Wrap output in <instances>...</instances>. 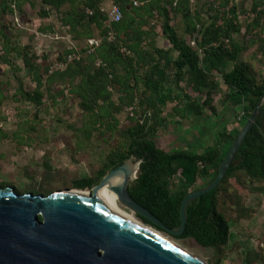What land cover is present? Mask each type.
Wrapping results in <instances>:
<instances>
[{
	"label": "trees",
	"instance_id": "1",
	"mask_svg": "<svg viewBox=\"0 0 264 264\" xmlns=\"http://www.w3.org/2000/svg\"><path fill=\"white\" fill-rule=\"evenodd\" d=\"M116 1L121 4L123 17L119 22L108 24V14L100 10V0H0L3 40L0 62L9 65L17 75L16 95L36 106L33 120H39L46 96L57 103L67 91L81 108L84 122L80 130L84 137L88 141L96 138L108 143L109 150L102 165L92 174L76 178L73 188L92 190L112 169L128 159L142 160L137 178L129 186L130 194L167 226L178 228L185 196L216 178L227 154L225 146L232 145L241 129L228 132L227 120L223 118L226 124L210 146L205 147L207 139H196L192 147L160 148L157 138L161 129L168 127L160 96L165 95L171 84L161 69L162 62L167 61L173 51L177 52L171 80L177 90L174 95L164 97L177 103L174 112L182 120L189 115L202 117L207 107L218 115L212 105V94L218 87L219 75L227 87L225 100L241 106L247 122L264 96V75L253 63L238 61L248 46L236 38L244 26L235 0H205L207 16L197 9L202 0H138L139 6L134 5V0ZM13 5L22 14L28 7L39 6L41 17L48 18L54 11L59 15L61 25L77 43L60 55L64 68L52 69L47 57L40 56L31 44L16 41L7 21L16 11ZM252 11L254 17L246 26L245 35L252 44L262 43L264 0H253ZM158 26L172 48L157 46ZM40 31L56 33L54 26H42ZM110 32L114 33L113 40L108 38ZM90 39H99V45L90 46ZM262 49L264 54V44ZM72 54L77 57L68 61ZM17 58L28 70L34 89L27 90L18 76ZM262 61L264 65V55ZM183 81L198 88L206 85L205 100L194 99L187 88L181 87ZM184 99L190 103L181 105ZM136 105L140 113L134 112L128 116L129 122L123 124L119 115ZM30 128L36 129L33 125ZM5 137L19 143L24 139L20 131L9 135L0 129V138ZM46 165L51 168L49 163ZM199 181H202L201 186L194 188ZM234 185L239 187L236 191ZM246 192H264V111L246 136L224 179L214 190L191 202L185 232L172 237L193 238L206 248L227 247L232 234L230 219L240 222L255 214L245 203ZM259 261L264 262L263 252L249 253V264Z\"/></svg>",
	"mask_w": 264,
	"mask_h": 264
},
{
	"label": "rangeland",
	"instance_id": "2",
	"mask_svg": "<svg viewBox=\"0 0 264 264\" xmlns=\"http://www.w3.org/2000/svg\"><path fill=\"white\" fill-rule=\"evenodd\" d=\"M235 1L239 5L240 21L244 26L242 33L236 38L240 43L245 42L248 46V50L239 56L238 61L253 63L258 72L264 75L262 64L264 41L252 44L249 37L245 35V28L254 17L253 0ZM205 7V0L198 3L197 9L203 16H207ZM173 18L176 20L175 16ZM7 21L12 27L9 32L16 36V41L31 44L40 56L47 57V62L53 65L52 69L61 67L60 55L77 46L67 28L61 25L59 15L55 11L46 18L39 15V6L35 9L28 7L25 14L18 13L17 16L14 12L7 17ZM42 26H54L56 33L41 32ZM178 28L182 33V28L179 26ZM157 31L159 33L156 39L157 46L164 49L172 48V44L163 35L160 26L157 27ZM187 39L190 40L189 37ZM2 48L3 40L0 36V53ZM176 56L177 52L173 51L170 58L163 61L161 66L171 84L168 85L165 95L160 96V105L168 120V127L161 129L157 138L158 146L164 150H171L174 147H192V142L196 139L198 141L207 139L204 141L205 147L210 146L226 124L223 118L227 120L228 132L242 129L246 123L243 109L225 100L227 87L219 75L218 87L213 89L212 94V105L218 113L217 116L208 107L205 115L199 118L189 115L187 119L182 120L175 114L174 108L177 103L164 96L174 95L177 90L171 81L174 77L173 60ZM16 62L20 66L17 74L25 88L34 89L35 83L31 80L22 60L17 58ZM18 87L19 81L14 70L0 62V129L9 135L20 131L24 138L22 143L12 137L0 138V188L12 187L20 193L36 194L77 190L73 188V181L92 174L102 165L109 150L108 143L96 138L88 141L84 137L80 130L84 122L81 108L78 101L67 91L65 96L61 95L58 98L57 103H53L51 98L46 96L39 120H33V111L36 106L21 100L20 96L16 95ZM181 87L187 88L189 94L200 102L206 98L208 90L206 85L198 88L196 85L189 86L186 81H183ZM189 103V100L184 99L181 105L185 106ZM134 112L140 113L139 106H134ZM128 116H131V108H126L119 115V119L123 124H127ZM32 125L36 128L34 131L30 128ZM188 143L191 145L189 146ZM229 146L228 144L225 146V153L229 151ZM46 163H49L51 168L47 167ZM201 184L202 181H199L194 188L200 187ZM237 188H239L238 185H234L233 190L236 191ZM116 203L138 221H142L136 214L120 205L117 199ZM245 203L255 210V214L252 218L243 219L240 222L230 219L232 232L230 243L221 250L202 247L193 238L175 239L168 233L163 231L161 233L188 249L205 263L216 264L218 261L217 264H249L247 257L250 252L264 253V192H246ZM255 264H264V262L259 261Z\"/></svg>",
	"mask_w": 264,
	"mask_h": 264
},
{
	"label": "water",
	"instance_id": "3",
	"mask_svg": "<svg viewBox=\"0 0 264 264\" xmlns=\"http://www.w3.org/2000/svg\"><path fill=\"white\" fill-rule=\"evenodd\" d=\"M263 111L264 96L232 142L216 178L185 196L178 228L167 226L130 194L129 186L142 162L134 158L112 169L88 194L73 190L19 193L12 187L0 188V264H208L154 226L171 236L185 232L188 206L224 179ZM104 187L117 195L125 209L154 226L134 223L112 210L98 196Z\"/></svg>",
	"mask_w": 264,
	"mask_h": 264
},
{
	"label": "built area",
	"instance_id": "4",
	"mask_svg": "<svg viewBox=\"0 0 264 264\" xmlns=\"http://www.w3.org/2000/svg\"><path fill=\"white\" fill-rule=\"evenodd\" d=\"M100 2H101L100 3V10L102 12H106L108 14V21H107L108 24H111L113 22H119L122 19L123 12H122L121 4L119 2H117L116 0H100ZM140 4H141V2H139L138 0H134V5L139 6ZM13 8H14V10H16L15 13L18 16V12H17L15 5H13ZM108 38H109V40H113L114 39V33L110 32ZM88 43L90 46H98L100 43V40L99 39H90ZM192 44L194 45L195 42H192ZM75 57H77V55H75V54L69 55L68 61H71ZM60 66H61L60 68L65 67V65L63 63H61ZM131 115H134V107H131Z\"/></svg>",
	"mask_w": 264,
	"mask_h": 264
},
{
	"label": "bare ground",
	"instance_id": "5",
	"mask_svg": "<svg viewBox=\"0 0 264 264\" xmlns=\"http://www.w3.org/2000/svg\"><path fill=\"white\" fill-rule=\"evenodd\" d=\"M132 167H135L134 165H131ZM120 179H116V181H118ZM70 192H83L84 194H88V191H81V190H73ZM98 196L101 199L102 202L106 203L112 210L122 214L124 217H126L128 220L134 222V223H138L141 224L133 215L129 214L127 211H125L124 209H122L117 203H116V199L117 195L111 191L109 188L104 187L103 189H101L98 192Z\"/></svg>",
	"mask_w": 264,
	"mask_h": 264
},
{
	"label": "flooded vegetation",
	"instance_id": "6",
	"mask_svg": "<svg viewBox=\"0 0 264 264\" xmlns=\"http://www.w3.org/2000/svg\"><path fill=\"white\" fill-rule=\"evenodd\" d=\"M137 216V215H136ZM138 217V216H137Z\"/></svg>",
	"mask_w": 264,
	"mask_h": 264
}]
</instances>
